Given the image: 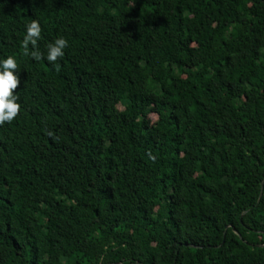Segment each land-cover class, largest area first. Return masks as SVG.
Segmentation results:
<instances>
[{"label": "trees", "instance_id": "1", "mask_svg": "<svg viewBox=\"0 0 264 264\" xmlns=\"http://www.w3.org/2000/svg\"><path fill=\"white\" fill-rule=\"evenodd\" d=\"M6 56L0 264H264V0H0Z\"/></svg>", "mask_w": 264, "mask_h": 264}, {"label": "clouds", "instance_id": "2", "mask_svg": "<svg viewBox=\"0 0 264 264\" xmlns=\"http://www.w3.org/2000/svg\"><path fill=\"white\" fill-rule=\"evenodd\" d=\"M40 35L41 28L35 19L25 25L22 47L25 53L34 60L41 59V52L36 48ZM29 45L32 46L31 51H29ZM67 45L68 42L63 36H57L48 43L43 59L55 66L58 58L63 57ZM18 77L16 59L13 56L0 58V124L11 122L18 113L20 105L13 91L19 83Z\"/></svg>", "mask_w": 264, "mask_h": 264}, {"label": "rangeland", "instance_id": "3", "mask_svg": "<svg viewBox=\"0 0 264 264\" xmlns=\"http://www.w3.org/2000/svg\"><path fill=\"white\" fill-rule=\"evenodd\" d=\"M186 66H190L191 64L190 63H186L185 64ZM155 119V116L154 115H150L147 119H146V125L147 124H150V123H152V121Z\"/></svg>", "mask_w": 264, "mask_h": 264}]
</instances>
